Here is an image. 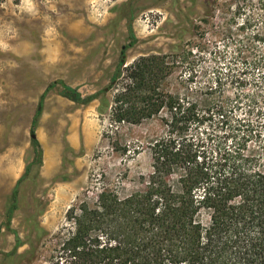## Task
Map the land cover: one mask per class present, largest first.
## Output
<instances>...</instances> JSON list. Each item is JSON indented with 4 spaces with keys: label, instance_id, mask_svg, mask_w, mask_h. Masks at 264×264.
<instances>
[{
    "label": "rangeland",
    "instance_id": "374dc122",
    "mask_svg": "<svg viewBox=\"0 0 264 264\" xmlns=\"http://www.w3.org/2000/svg\"><path fill=\"white\" fill-rule=\"evenodd\" d=\"M152 53L169 55L167 92L226 104L230 143L264 130V0H0V264H45L70 206L104 185L121 196L143 188L166 112L116 124L101 97L79 104L61 82L112 102L120 60ZM39 107L43 164L20 182L9 228ZM17 234L23 244L9 254Z\"/></svg>",
    "mask_w": 264,
    "mask_h": 264
},
{
    "label": "trees",
    "instance_id": "16d2710c",
    "mask_svg": "<svg viewBox=\"0 0 264 264\" xmlns=\"http://www.w3.org/2000/svg\"><path fill=\"white\" fill-rule=\"evenodd\" d=\"M168 57L120 60L113 79H125L112 102L103 91L84 96L61 82L63 95L79 104L101 97L99 111L110 107L116 124L166 112L167 132L150 147L152 169L141 190L121 196L104 185L94 201L69 207L45 264H264V130L251 128L230 143L226 104L201 107L162 88L172 71ZM31 141L35 158L12 191L9 228L20 182L32 164H43L40 141ZM22 244L17 234L9 254Z\"/></svg>",
    "mask_w": 264,
    "mask_h": 264
},
{
    "label": "water",
    "instance_id": "95a60500",
    "mask_svg": "<svg viewBox=\"0 0 264 264\" xmlns=\"http://www.w3.org/2000/svg\"><path fill=\"white\" fill-rule=\"evenodd\" d=\"M123 61H124V60H123ZM42 97H43V95H42ZM40 109H41V107H39V110H40ZM31 137H32V138L36 137L35 132H32V133H31Z\"/></svg>",
    "mask_w": 264,
    "mask_h": 264
}]
</instances>
